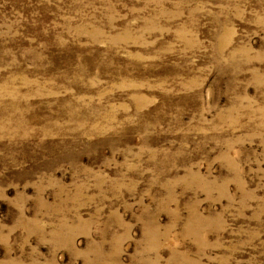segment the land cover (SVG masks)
I'll return each instance as SVG.
<instances>
[{"label": "rangeland", "instance_id": "rangeland-1", "mask_svg": "<svg viewBox=\"0 0 264 264\" xmlns=\"http://www.w3.org/2000/svg\"><path fill=\"white\" fill-rule=\"evenodd\" d=\"M0 264H264V0H0Z\"/></svg>", "mask_w": 264, "mask_h": 264}]
</instances>
